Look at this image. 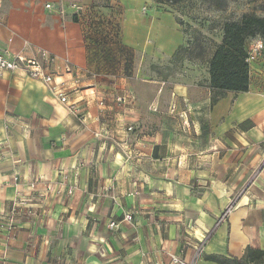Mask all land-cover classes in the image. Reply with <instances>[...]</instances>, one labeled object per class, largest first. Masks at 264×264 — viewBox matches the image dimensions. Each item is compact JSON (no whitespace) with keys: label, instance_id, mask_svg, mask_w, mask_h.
Here are the masks:
<instances>
[{"label":"crops","instance_id":"1","mask_svg":"<svg viewBox=\"0 0 264 264\" xmlns=\"http://www.w3.org/2000/svg\"><path fill=\"white\" fill-rule=\"evenodd\" d=\"M24 42L56 58L68 103L0 72V264L264 251V55L248 92L213 102L215 48L179 58L178 13L156 1L0 0V52Z\"/></svg>","mask_w":264,"mask_h":264},{"label":"trees","instance_id":"2","mask_svg":"<svg viewBox=\"0 0 264 264\" xmlns=\"http://www.w3.org/2000/svg\"><path fill=\"white\" fill-rule=\"evenodd\" d=\"M163 1L176 5L183 0ZM94 25L100 30L103 22L99 20ZM257 38L264 42V17L251 13L244 14L238 21H228L223 25L221 40L216 45L209 61V84L216 94L213 102L226 92L246 93L249 91L248 44ZM207 259L219 264H264V251L248 249L241 259L219 256H211Z\"/></svg>","mask_w":264,"mask_h":264},{"label":"rangeland","instance_id":"3","mask_svg":"<svg viewBox=\"0 0 264 264\" xmlns=\"http://www.w3.org/2000/svg\"><path fill=\"white\" fill-rule=\"evenodd\" d=\"M156 3L171 7L178 13L186 36L184 50L178 54L182 59L206 60L221 40L222 27L226 22L238 21L250 13L264 17V0H183L176 5L158 0ZM257 175L250 178L244 188L251 181H256Z\"/></svg>","mask_w":264,"mask_h":264},{"label":"built area","instance_id":"4","mask_svg":"<svg viewBox=\"0 0 264 264\" xmlns=\"http://www.w3.org/2000/svg\"><path fill=\"white\" fill-rule=\"evenodd\" d=\"M77 11H81L80 6H73ZM46 8L50 9L51 5H46ZM253 42V43H252ZM252 45L249 47L247 62L250 63L254 58L264 55V42L262 39L257 38L251 41ZM56 63V58L47 50L36 48L29 42H24V46L20 51H14L6 49L0 52V72L17 73L22 72L29 78L43 83L60 103L66 105L68 103L67 94L64 87L57 83L56 74L53 71V66ZM75 108L70 106V110L75 112ZM131 130V129H130ZM17 182V179H15ZM74 188H71L68 192L72 195ZM24 204V203H20ZM15 211V209H14ZM231 208L227 210L229 213ZM132 215L127 214L124 217V221L131 222ZM118 227L116 223H111L109 228L114 230ZM203 244L196 248V254L192 260H186L181 255L170 254L171 264H197V260L200 257V252Z\"/></svg>","mask_w":264,"mask_h":264}]
</instances>
